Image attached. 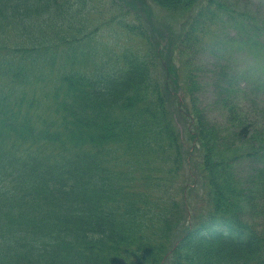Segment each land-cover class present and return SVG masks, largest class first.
Segmentation results:
<instances>
[{
    "label": "trees",
    "instance_id": "1",
    "mask_svg": "<svg viewBox=\"0 0 264 264\" xmlns=\"http://www.w3.org/2000/svg\"><path fill=\"white\" fill-rule=\"evenodd\" d=\"M149 1L173 17L191 12L198 25L208 13L231 17L238 7ZM114 6L0 0V264H264V110L251 116L227 102L226 122H215L194 78L187 81L195 161L187 171L147 33L146 50L93 46L91 15L109 27ZM239 8L235 17L262 22H241L245 44L264 39V13ZM246 161L253 166L245 169ZM176 227L182 236L172 246Z\"/></svg>",
    "mask_w": 264,
    "mask_h": 264
},
{
    "label": "rangeland",
    "instance_id": "2",
    "mask_svg": "<svg viewBox=\"0 0 264 264\" xmlns=\"http://www.w3.org/2000/svg\"><path fill=\"white\" fill-rule=\"evenodd\" d=\"M123 1L115 0L116 6L113 7L115 15L112 16L114 21L109 27L101 25L105 16V18L99 19L91 15L90 25L97 29V33L93 36L95 39L93 46L97 45L95 42H98L99 46L109 45L108 49L115 50L120 45L132 44L135 50L138 48L146 50L148 46L147 44L144 46L143 37L146 35L144 33H147L150 38L148 44L155 51L154 57L157 58L159 64V72L156 71V74H160L164 91H167L170 100L168 107L174 114L178 130L182 135L183 152L191 162L187 171L195 170V161L191 156L193 142L190 141V120L186 115L191 98L184 88L187 81L194 78L192 80L197 85L196 92L199 95L200 104L206 108L208 117L218 123L226 122L227 115L224 110L227 102L230 104L240 102L249 110L251 116H255L254 113L264 109V39H260L259 42L255 40L248 46L243 43L241 38V34L244 32L241 22H245L247 27L249 23L259 24L262 22L259 20L249 22V19L244 20L243 16L235 17V14L241 15L239 6L245 5L248 6L247 12L253 10L263 14L264 0H234L238 3L237 12L233 13L231 17L227 12L208 13L206 14L208 18L206 16L205 18L209 20L205 26H199L197 22L200 18H194L191 12L184 15L185 18H177L169 15L160 6L149 0H143V3L139 0H127L136 3V7L124 6ZM203 12L205 13V11ZM212 18H217L218 23L212 26L213 30L210 33L208 24ZM119 20H121V24H129L135 30H137L136 25H144L145 32H141L137 36L130 35L129 33L135 30L126 27L122 30L118 24ZM97 24L100 28L97 27ZM190 26H193L191 27L193 42H189L191 49L186 50L181 47V42H178L183 38L185 29H189ZM228 40L230 42L225 43ZM218 41H224L225 44L219 46ZM217 47L220 48L219 52L216 51ZM157 48L163 49V52L160 53L161 58L167 63H164V67L167 72H170V76L167 72L165 74L162 63L160 65ZM169 80L171 87L174 88L173 93L168 91ZM227 86L226 93H229V97L222 96L226 94L224 91ZM198 148L201 150L200 143H198ZM199 186L201 185L199 184ZM201 195L202 191L199 198ZM190 196H192L190 200L193 202L197 199L195 191L190 192ZM176 229L174 237L178 238L174 240L172 246L182 236L183 227H176Z\"/></svg>",
    "mask_w": 264,
    "mask_h": 264
}]
</instances>
